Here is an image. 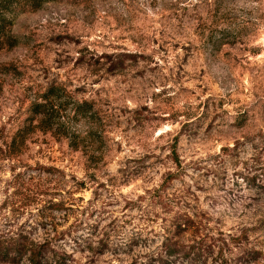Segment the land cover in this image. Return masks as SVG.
<instances>
[{"label":"rangeland","instance_id":"1","mask_svg":"<svg viewBox=\"0 0 264 264\" xmlns=\"http://www.w3.org/2000/svg\"><path fill=\"white\" fill-rule=\"evenodd\" d=\"M11 19L1 240L45 241L47 264H162L171 242L163 264H264V0H57ZM51 83L63 134L31 118Z\"/></svg>","mask_w":264,"mask_h":264},{"label":"trees","instance_id":"2","mask_svg":"<svg viewBox=\"0 0 264 264\" xmlns=\"http://www.w3.org/2000/svg\"><path fill=\"white\" fill-rule=\"evenodd\" d=\"M57 1V0H0V50L4 47L6 43L10 41V36L8 34V29L11 26V17L18 12H21L27 8L30 9H40L45 3ZM64 90L60 87L55 86L51 83L42 94L40 101L34 103L31 106L32 121L35 120V128L43 131L54 132L55 134H63V126L65 123L66 116L60 114V110H63V104L68 102L66 95L63 93ZM71 112L73 115H81L83 117L93 118V108L86 103H79L78 101H72ZM87 105V106H86ZM21 143L23 142V136H21ZM15 140H12V144ZM78 148L79 145H74ZM245 178V177H244ZM248 179H255V177H247ZM253 186V185H252ZM191 222L189 216H185L184 219L179 217L177 222L174 223L175 230L178 232L187 230ZM15 237L11 236L10 240L0 239V262L11 261L13 263H18L23 259H26L30 264H47L49 259L55 258L47 246L46 242H35L31 237H26L20 232L15 233ZM240 239V238H238ZM240 242V241H239ZM163 243V242H162ZM164 251L162 253L163 257L160 262L163 264L166 262V258H177L179 255L177 250V245L175 242L169 244H162ZM255 250H250L244 248L242 251L243 255H249ZM161 255V256H162ZM186 257L192 260L190 254ZM258 257H253L250 261L256 260Z\"/></svg>","mask_w":264,"mask_h":264}]
</instances>
